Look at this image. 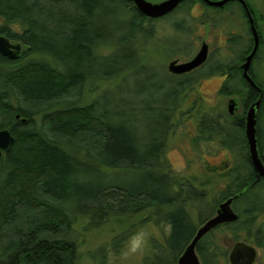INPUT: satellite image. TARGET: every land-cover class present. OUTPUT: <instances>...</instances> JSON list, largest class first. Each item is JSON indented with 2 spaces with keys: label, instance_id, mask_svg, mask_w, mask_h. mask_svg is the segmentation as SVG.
Returning <instances> with one entry per match:
<instances>
[{
  "label": "trees",
  "instance_id": "16d2710c",
  "mask_svg": "<svg viewBox=\"0 0 264 264\" xmlns=\"http://www.w3.org/2000/svg\"><path fill=\"white\" fill-rule=\"evenodd\" d=\"M191 4L184 0L153 18L129 0H0V35L22 45L16 59L0 54V129L14 137L0 152V264H78L80 243L72 232L77 218H87L96 229L111 218L138 215L139 222L168 225L151 244L176 261L196 230L189 209L203 213L207 185L215 192L208 216L232 196L239 217L198 241L201 263L230 264L231 247L216 240L220 231L234 242L264 248V178L257 180L241 123L216 131L206 118L197 124L191 140L196 153L226 149L235 155L214 182L197 187V177L174 169L166 156L167 135L177 125L172 120L193 78L147 64L143 52L154 38L155 22L183 10L170 20L174 35L166 45L173 54H190L191 26L204 18L188 15ZM135 68L148 82H159L123 91ZM117 77L114 88L81 99L85 84ZM201 98L199 93L195 101ZM185 113L190 109L179 118ZM122 238L114 237L112 244Z\"/></svg>",
  "mask_w": 264,
  "mask_h": 264
},
{
  "label": "rangeland",
  "instance_id": "374dc122",
  "mask_svg": "<svg viewBox=\"0 0 264 264\" xmlns=\"http://www.w3.org/2000/svg\"><path fill=\"white\" fill-rule=\"evenodd\" d=\"M248 1L250 2L248 4L254 11L255 17H258L259 19L258 24L261 27L264 37V3H262V0ZM201 10L202 6L196 4L189 8L188 15L198 18L204 17L202 20L205 21L206 15H201ZM182 11L179 10L178 12L176 11L173 13V18L179 17ZM222 16L223 18L219 22L220 27L224 26L225 28L231 29L235 32L246 33L245 19L242 16V12L237 3H231L227 8H225V11L222 12ZM173 18L171 17L169 20L155 22L153 25V30L155 28L154 38L153 40L149 41L150 43H147L146 50L143 52V54L147 56L145 59L147 64H152L154 66L156 65L158 69L160 68L165 72H168L167 65L171 60L176 59L178 62H181L186 59H190L197 52L202 42H206L209 45L210 57L207 63L211 64L218 56L216 53V47L218 44L223 42L224 35L222 33L216 35V33L221 31L220 28L215 29V27L209 22L205 24V26H201L200 22H202V20H200L199 23L191 26V32L189 33V36L192 38L195 47L191 49L190 54H188L189 56L185 54L183 55L182 53L173 54L172 52H169V45H166L167 38L174 35V30L170 25V20ZM174 41L177 42L176 39ZM11 42L15 41L11 40ZM263 45L264 44L262 43L260 51L264 52ZM229 46H231V44ZM183 47L184 49L188 48L186 44H184ZM219 49L224 54L227 53L226 50H228V46L226 44V46L224 45ZM101 51L102 53H107L108 49L103 47ZM223 57L225 58L226 56ZM263 59L264 56L260 60V65H264ZM207 63L204 66H207ZM204 66L198 71L197 75L195 73L189 74L193 78V84L191 85V88L186 91L183 99L180 102L179 110L175 114V118L172 120V122H176L175 124L177 125L174 128V131L167 135L165 141L166 156L171 166L176 170L183 171L185 175H189V173L194 174L197 177V180L195 181V185L197 187H199L200 182H204L208 179L214 182L215 174L233 165L235 160L234 152H230L226 149L219 150L215 154H209L206 152L200 154L194 151V148L191 144V140L196 134L197 122L201 113L205 114V116L209 119L214 116L218 118L219 115L222 117V119L228 117V96H223L217 93L220 79H218L216 76L211 78H208V76L205 75L198 76V74L204 72ZM158 69L154 70L158 71ZM135 70L136 74H134L132 71L130 76H128L127 83H123V91L126 90L125 88H132L143 83L148 84L150 82L156 85L157 82H159L157 79H153L152 82L149 80L148 82L143 72L136 68ZM262 73L264 74V70ZM117 83H120V77L107 82L97 81L92 82L91 85L89 83L85 84L82 89L81 99L90 100L92 98H96L104 88H114ZM155 89L156 87L152 86V91ZM199 93L202 95L201 102L203 103V107L200 110H198L199 105L197 101H195L196 96H198ZM189 109V114L185 113L182 118H179L180 112L184 113ZM239 112L240 111H237V113ZM185 117L186 119L183 121V118ZM262 118V127L264 128V115ZM230 120L231 119L228 118L227 122H231ZM178 121H180L179 124L177 123ZM205 150H207V148H205ZM189 164L193 166V169H186L187 165ZM215 187L217 188L218 185H215ZM204 188H206L209 193L205 201L206 203L203 204V213L200 215L197 210L192 208L189 209L190 216L194 224H196V228L204 221L202 218L208 216L212 195L215 193L209 190V185L204 186ZM140 216L141 215H138L131 219L122 221L111 218V220L103 223L101 226H99V228L96 229H90V226H88L89 224L87 223V218H77V221L73 224L72 232L74 233L77 241L80 243L81 254L78 264H176L177 259L176 261H173L169 253L166 257H162L160 249H157V247L151 244V237H160L162 235V230L167 233L169 228L168 225L160 227L161 225L156 224L152 219L139 222ZM141 227L145 228L151 234L147 246L143 252L133 257L124 258L122 253L124 251L125 242ZM120 235H122L123 238L116 244H112V239L116 236L119 237ZM229 235L231 234L228 231H220L215 233L217 243L220 247L230 248L234 244V241L230 239ZM243 235L244 233H241V236ZM101 261L102 263H100ZM255 264H264V249L260 247H257V257L255 259Z\"/></svg>",
  "mask_w": 264,
  "mask_h": 264
},
{
  "label": "flooded vegetation",
  "instance_id": "af4514ba",
  "mask_svg": "<svg viewBox=\"0 0 264 264\" xmlns=\"http://www.w3.org/2000/svg\"><path fill=\"white\" fill-rule=\"evenodd\" d=\"M150 1L158 2L161 0H150ZM211 1H221V0H211ZM183 2L184 0H182L180 3H183ZM188 3H192L190 8L196 4L202 6V10L200 13L201 15H206V19L203 22L202 26H205V24L209 22L212 26L215 27V29L220 28L221 31L216 33V35L220 33L224 35L223 42L218 44L217 46L218 48L216 47V53L218 56L216 58L214 57L215 59L213 60L211 64L207 63L210 57L209 45H208L207 59L205 60L203 64H201L199 67L191 71H188L182 74H176V75H184V74L195 73L197 75L198 71L207 63V66H204L205 67L204 72L198 74V76L205 75V76H208V78L216 76L218 79H220L217 93L223 96H228L227 97V114H228L227 118L222 119V117L219 115L218 118L214 116L209 119L205 116V114L201 113L197 124L199 122L203 123L204 118H206L208 120V124H211L213 127H215V131H216L218 130L220 125H223V124L232 127V125H234L235 123H241L242 124V135L244 137V141L247 147V152L249 153L248 143H247L246 135H245L246 116H247V111L250 108V106L255 101H258L259 105L255 111L256 112V125H255L256 145H257L259 157L262 163L264 164V128L262 127V124H263L262 116L264 115V74L262 72L264 70V65L263 64L260 65V60L264 56V52L260 51V47L262 43L264 44V37L262 34L261 27L258 24L259 19L258 17H255L252 7L248 4L250 3L248 0H226L220 6L210 5L209 2H207L206 0H188ZM231 3H237L240 7L242 16L245 19L246 33L235 32V31H232L231 29L225 28L224 26L220 27L219 22L223 18L222 12L225 11V8H227ZM243 3H246V7L244 6ZM262 3H264V0H262ZM248 15H250L253 19V24L257 32V41H258L257 48L254 54L252 55L249 68L247 69V74L251 78L254 84L251 83V81L244 76L243 68H242V65L245 62L247 55L250 54L255 44V38L252 33V26H251ZM226 44L228 46V50H226L227 53L223 54L219 48L223 47L224 45L226 46ZM230 44L231 46H229ZM223 56H226V57L224 58ZM220 64H222V66L220 67L224 66V68H220L219 71H214L213 69L215 67H219ZM223 86H227L226 87L227 90L223 94H221L219 92ZM201 101L199 102L197 101L199 105L198 110H200L203 107L202 106L203 103ZM229 101H231L232 102L231 104H233V108L230 111L228 110ZM237 111H240V112L237 113ZM228 118L231 119L230 120L231 122H227ZM249 158H250V154H249ZM250 161H251V158H250ZM256 176H257V180L259 177H261L258 175V173ZM262 177L264 178V176ZM252 245L255 247L256 252H257L258 246H256L255 244H252ZM256 257H257V253H256ZM255 259L251 264H255Z\"/></svg>",
  "mask_w": 264,
  "mask_h": 264
},
{
  "label": "water",
  "instance_id": "95a60500",
  "mask_svg": "<svg viewBox=\"0 0 264 264\" xmlns=\"http://www.w3.org/2000/svg\"><path fill=\"white\" fill-rule=\"evenodd\" d=\"M135 7L144 15L157 18L170 13L180 4L182 0H161L158 2H152L150 0H129ZM210 5L220 6L226 0L221 1H211L206 0ZM246 7V3H243ZM249 20L252 26V33L255 38V44L252 51L247 55L245 62L242 65L244 76L253 83L251 78L247 74V69L249 68L252 55L257 48V32L253 24V19L250 15ZM20 42H11L7 36L0 35V54L8 57L9 59H16L21 52ZM208 55V44L202 42L200 44L197 52L188 60L178 62V60H171L167 69L169 72L174 74H181L188 72L205 62ZM254 84V83H253ZM232 102L229 101L228 110L233 108ZM258 101H255L247 111L246 124H245V135L248 143L249 154L253 168L258 173L259 176H264V164L262 163L256 145V109L258 108ZM19 115H16L18 117ZM14 137L7 128L0 129V152L8 149L9 145L12 143ZM233 197H228L225 200L219 202L215 213L205 219L200 226L195 230V233L189 243L185 246L182 253L177 258L176 264H201L199 257L196 253V245L198 241L210 232L216 226L226 223L234 222L238 219V213L232 208ZM255 247L246 241H236L232 245L229 253L228 260L230 264H251L256 257Z\"/></svg>",
  "mask_w": 264,
  "mask_h": 264
},
{
  "label": "clouds",
  "instance_id": "9594fccd",
  "mask_svg": "<svg viewBox=\"0 0 264 264\" xmlns=\"http://www.w3.org/2000/svg\"><path fill=\"white\" fill-rule=\"evenodd\" d=\"M150 233L143 227L138 229L124 245V251L122 253L124 258L133 257L145 249L150 239Z\"/></svg>",
  "mask_w": 264,
  "mask_h": 264
},
{
  "label": "bare ground",
  "instance_id": "6f19581e",
  "mask_svg": "<svg viewBox=\"0 0 264 264\" xmlns=\"http://www.w3.org/2000/svg\"><path fill=\"white\" fill-rule=\"evenodd\" d=\"M199 67V66H198ZM197 68V67H196ZM195 69V68H194ZM193 70V69H192ZM191 71V70H190ZM174 74V73H173ZM182 74V73H181Z\"/></svg>",
  "mask_w": 264,
  "mask_h": 264
}]
</instances>
